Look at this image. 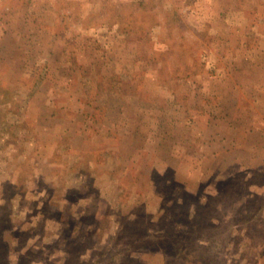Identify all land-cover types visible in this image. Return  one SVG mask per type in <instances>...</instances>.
Segmentation results:
<instances>
[{
	"label": "rangeland",
	"instance_id": "374dc122",
	"mask_svg": "<svg viewBox=\"0 0 264 264\" xmlns=\"http://www.w3.org/2000/svg\"><path fill=\"white\" fill-rule=\"evenodd\" d=\"M0 264H264V0H0Z\"/></svg>",
	"mask_w": 264,
	"mask_h": 264
}]
</instances>
